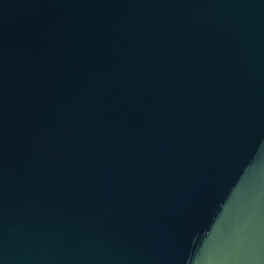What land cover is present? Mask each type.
Here are the masks:
<instances>
[{"label":"water","instance_id":"1","mask_svg":"<svg viewBox=\"0 0 264 264\" xmlns=\"http://www.w3.org/2000/svg\"><path fill=\"white\" fill-rule=\"evenodd\" d=\"M0 264H264V0H0Z\"/></svg>","mask_w":264,"mask_h":264}]
</instances>
